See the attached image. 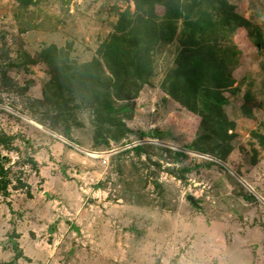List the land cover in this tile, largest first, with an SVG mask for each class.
Returning <instances> with one entry per match:
<instances>
[{
    "label": "rangeland",
    "instance_id": "374dc122",
    "mask_svg": "<svg viewBox=\"0 0 264 264\" xmlns=\"http://www.w3.org/2000/svg\"><path fill=\"white\" fill-rule=\"evenodd\" d=\"M217 1L206 49L218 42L233 85L209 95L226 96L234 137L215 147L163 89L178 36L155 48L120 140H97L91 107L65 85L45 98L57 69L44 52L90 62L133 0H0V264L14 243L37 264H264V0Z\"/></svg>",
    "mask_w": 264,
    "mask_h": 264
},
{
    "label": "trees",
    "instance_id": "16d2710c",
    "mask_svg": "<svg viewBox=\"0 0 264 264\" xmlns=\"http://www.w3.org/2000/svg\"><path fill=\"white\" fill-rule=\"evenodd\" d=\"M133 1L135 11L121 15L90 62H77L71 53H57L53 50L55 47L44 52V55L52 54L51 61L57 69L44 84L45 98H64L61 86L65 85L66 94L72 95L74 100L83 98L82 102L91 107L96 139L108 134L120 140L130 132L124 121L131 107L126 102L156 76L155 48L160 43H171L178 36L182 49L176 57V68L163 80V89L186 109L201 116L205 133L198 140L211 139L216 147L221 141L234 137L224 129L228 124L224 114L226 96L209 95L210 90L233 85L226 59L215 48L218 42L206 49L213 18L225 11L224 7L216 0ZM158 6L164 8L163 14L158 12ZM259 139L263 141L264 136ZM200 142L192 148L208 153ZM5 160L6 157L0 155V185L7 194ZM18 248L14 243V260L3 264H14L22 256Z\"/></svg>",
    "mask_w": 264,
    "mask_h": 264
},
{
    "label": "crops",
    "instance_id": "0c3cea01",
    "mask_svg": "<svg viewBox=\"0 0 264 264\" xmlns=\"http://www.w3.org/2000/svg\"><path fill=\"white\" fill-rule=\"evenodd\" d=\"M18 259L19 260L17 261V264H37V262L34 260L33 256H30V255H28L26 253L24 254V257L21 256ZM27 259H30V260H27ZM9 261H10V259L1 261V264L5 263V262H9Z\"/></svg>",
    "mask_w": 264,
    "mask_h": 264
},
{
    "label": "water",
    "instance_id": "95a60500",
    "mask_svg": "<svg viewBox=\"0 0 264 264\" xmlns=\"http://www.w3.org/2000/svg\"><path fill=\"white\" fill-rule=\"evenodd\" d=\"M188 200L194 205V206H197V207H200L199 204L197 203V201L195 200V198L191 195L188 196Z\"/></svg>",
    "mask_w": 264,
    "mask_h": 264
}]
</instances>
